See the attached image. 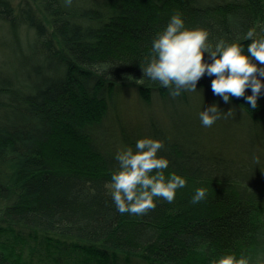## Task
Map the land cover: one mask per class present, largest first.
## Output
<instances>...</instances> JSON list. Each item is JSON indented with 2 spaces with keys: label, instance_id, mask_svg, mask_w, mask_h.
I'll return each mask as SVG.
<instances>
[{
  "label": "trees",
  "instance_id": "obj_1",
  "mask_svg": "<svg viewBox=\"0 0 264 264\" xmlns=\"http://www.w3.org/2000/svg\"><path fill=\"white\" fill-rule=\"evenodd\" d=\"M177 11L213 43L246 48L249 28L264 35V0H0V264H210L227 252L262 264L264 89L255 109L244 96L225 102L205 73L199 106L231 109L205 127L188 91L173 97L143 77L153 37ZM132 97L136 126L118 120L131 110L119 99ZM145 136L164 142L166 175L188 183L145 214L120 213L115 154ZM200 186L206 198L193 204Z\"/></svg>",
  "mask_w": 264,
  "mask_h": 264
},
{
  "label": "clouds",
  "instance_id": "obj_2",
  "mask_svg": "<svg viewBox=\"0 0 264 264\" xmlns=\"http://www.w3.org/2000/svg\"><path fill=\"white\" fill-rule=\"evenodd\" d=\"M209 37L207 28L187 27L183 14L173 13L163 30L153 37L151 53L140 64L143 77L167 87L170 95L176 97L185 91H198L201 77L215 74L211 81L214 94L225 102L233 96H244L255 109L264 89V35H258L255 27L249 28L243 34V39L251 41L246 48L239 39L213 43ZM248 88L251 94H246ZM222 113L231 115V109L225 112L213 103L198 115L203 126L211 127ZM163 146L161 139L145 136L137 139L135 149L123 145L117 150L119 167L112 170L109 194L120 213L145 214L157 206L156 197L172 202L177 189L187 185L182 174L166 175L170 160L158 155ZM206 194V187H197L192 203H199ZM210 264H251V260L247 255L237 257L234 252H227L213 257Z\"/></svg>",
  "mask_w": 264,
  "mask_h": 264
},
{
  "label": "rangeland",
  "instance_id": "obj_3",
  "mask_svg": "<svg viewBox=\"0 0 264 264\" xmlns=\"http://www.w3.org/2000/svg\"><path fill=\"white\" fill-rule=\"evenodd\" d=\"M202 94L203 93L200 90L194 91V92H189L188 91V97L189 98H193L192 100L195 102L196 105H198V106L201 105L203 107H206L207 105L205 103L206 102L205 99H200L201 96H202ZM159 98H161V97H159ZM159 98H157V100L154 101L155 104L153 105L154 108H157V109H155V110L152 111V114H154V112H156L155 113V116H157V113L158 114L161 113V111H158V109L161 107V99H159ZM119 101H121L123 104H126V106H130L131 107V110L129 112L122 113V115H120V117H118V120L120 122H125L126 124L129 123L130 125H135V124L137 125V123L138 124H142L143 118L141 117L140 114H138L136 112V110L139 108L138 107L139 105L137 104L138 101L134 97L127 98V99H119ZM196 101H198V102H196ZM204 105H206V106H204ZM219 107L220 108L221 107L225 108V104L224 105L223 104H220ZM182 108H184V106L181 107V105L175 104L172 107V112L175 113V115L180 116V113L179 112L182 111L181 110ZM199 108H200L199 110H202L203 109L200 106H199ZM163 122H166V121L163 120ZM160 123H161V120H160ZM223 132L224 133L221 134V135H219V137L225 138V137L231 136V132L229 130H224ZM232 133H233L235 139H239L240 140L239 141V145L241 143H244L245 148L251 146V144H249L251 142L250 137L245 132H239V133L232 132ZM237 147H238V145H237ZM255 148L258 149V150L260 149V148L254 146V149ZM243 155H245L244 157L247 158V155L246 154L243 153ZM261 262H262V264H264V260H261ZM253 264H258L257 260H255Z\"/></svg>",
  "mask_w": 264,
  "mask_h": 264
}]
</instances>
